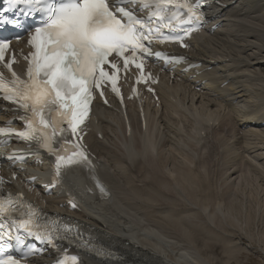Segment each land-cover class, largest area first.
<instances>
[{
	"label": "bare ground",
	"instance_id": "1",
	"mask_svg": "<svg viewBox=\"0 0 264 264\" xmlns=\"http://www.w3.org/2000/svg\"><path fill=\"white\" fill-rule=\"evenodd\" d=\"M218 2L213 11L217 14L220 25L212 35L198 36L193 41L190 51L191 59L197 58L196 61L203 64L195 72H205L206 77L194 80L193 78L196 77L187 76L183 81L178 77L163 75L161 83L157 84L156 96L143 98L141 109L134 101H127V117L121 113L117 105L104 109L105 116L99 112L102 110L99 107L98 114L92 117V122L95 123L97 120L98 124H101L100 133L103 138L101 139L97 134L92 135L91 125L87 130L86 140L89 148L87 152L92 157L93 169L113 190L110 198L98 197L89 185L90 174L82 175L76 170H69L63 174L61 186L56 192L58 194L48 201L37 191L32 192L26 188L28 196L44 208L46 214L60 213L68 219H76L83 227L93 229L103 244L119 246L126 251L121 261L88 256L87 264H214L212 258L203 257L205 255L197 246L177 240L176 233L168 227L164 228L155 217L164 214L163 211L177 202L178 204L174 206L176 211L170 208L169 212L175 211L178 215L182 213V216L193 211L196 212H193L195 215H202L207 210L210 211L208 209L210 207L214 211L219 209L217 208L219 206L222 208V200L215 203L210 201L198 203L200 198L198 199L197 196H195L197 201L190 198L191 196L181 199L180 194L174 195L177 189L173 192V185L180 182L183 184L184 180L195 185L202 176L205 177L206 182H212L213 176L224 177L227 174L223 184L226 186V183H229L231 186L233 183L230 181L233 177L242 172L240 168L247 167L246 169L251 168L254 171L260 163L264 165V126L259 125L264 120V0H218ZM16 53H20L21 57H29V52L24 50L23 45L17 47ZM155 97L159 98L158 102L153 101ZM180 106L184 111L179 109ZM161 107L164 109L160 112ZM212 109L216 110L212 111ZM169 110H172L176 117L185 116L192 122L188 127L182 122V128L181 124L177 128L180 122L168 113ZM142 111L144 120L141 117ZM0 112L6 113L3 110ZM151 113L152 116H149ZM195 115L205 118L200 120ZM4 120V117H0V121ZM127 122L132 129L130 138L127 137L130 134ZM112 123L118 125L123 134H120ZM189 128L193 138L200 141L208 139L207 144L202 145L208 150L207 157L197 159L199 163L207 161L203 164L204 167L198 170L191 167V164L186 167L184 161L180 162L181 157L187 158V153L180 159L179 156L177 158L172 154L173 151H169L170 155L164 153L168 145L165 146L167 142L163 134L170 138L171 134L179 131L181 136ZM106 129L115 133L116 138L113 139ZM154 137L155 145L158 147L156 153L152 151L153 146L149 143ZM174 140L168 139V144L173 147L171 150L179 152L180 149L174 148ZM228 151H233L234 155H231L229 162L226 161L229 163L226 172L224 163L227 159H224V156ZM227 156L230 158L229 154ZM182 165L187 168L188 175L182 176L185 178L179 180L177 175L185 171ZM170 166L174 167L176 174L179 172L172 178L169 174H174L175 171H171L172 169L170 173L166 171ZM238 166L239 169L236 168ZM206 170L211 174L203 175ZM29 174L40 179L41 182L46 181L48 178L46 164L41 168L26 169L19 176L28 177ZM238 179L239 177L233 181L236 182ZM13 183L20 185L17 180H8V185ZM194 185L180 186L182 188L185 186L184 189L191 192L196 189ZM229 186L227 188H230ZM232 188L231 186V191ZM66 198L75 199L77 211L71 212L64 207ZM165 213L170 215L168 210ZM195 218V221L198 220ZM172 227L179 228L175 225Z\"/></svg>",
	"mask_w": 264,
	"mask_h": 264
},
{
	"label": "snow or ice",
	"instance_id": "2",
	"mask_svg": "<svg viewBox=\"0 0 264 264\" xmlns=\"http://www.w3.org/2000/svg\"><path fill=\"white\" fill-rule=\"evenodd\" d=\"M205 2L113 0L110 6L107 0H7L8 7L0 9V24L21 26L19 20L4 16L16 5H24L21 10L25 16L40 14L41 20L29 39L33 52L29 58L27 79L21 80L13 72L10 86L0 77V98L15 104L16 111L22 109L27 114L22 118L25 130L13 133L0 127V135H15L25 141H35L53 155V183H59L62 168L90 164L79 143L82 137L78 133L90 112L93 87L100 90L103 96L102 85L108 82L112 91L119 94L117 83L120 68L115 59L110 58L122 59L125 70L129 65H134L141 72L148 56L163 57L166 61L183 59L153 52L151 44L159 40L187 47L183 42L184 37L197 28L180 29L184 31V36L174 33L179 26L202 23L204 14L200 11V5ZM134 5H139V9H135ZM144 10H148L147 16L139 17L138 11ZM7 48L8 42H0V60H3ZM141 81H144L143 76L137 82ZM67 131L71 132L72 140L64 135ZM58 137L63 139L62 144ZM97 186L102 192L105 191L99 183ZM12 204L11 197L0 199V253H4L0 264H18L15 257L6 254V249L11 246L10 241L22 243L19 234L12 235L14 230L17 233L23 230L52 247H57V240L67 239L47 226L41 230L39 214L34 210H30L26 218L18 221L11 219ZM73 207L76 205L73 204ZM33 251L29 249V252ZM28 254H24L25 258ZM71 261L72 264H79L76 256L71 257ZM57 264H66V261L58 260Z\"/></svg>",
	"mask_w": 264,
	"mask_h": 264
},
{
	"label": "rangeland",
	"instance_id": "3",
	"mask_svg": "<svg viewBox=\"0 0 264 264\" xmlns=\"http://www.w3.org/2000/svg\"><path fill=\"white\" fill-rule=\"evenodd\" d=\"M215 110L216 109H212V111H215ZM168 113L171 114L173 117H175L180 122V123H178L177 128L180 124H181L180 127L182 128V122L185 123V125L187 127L192 122V120L187 119L185 116L176 117L174 115L175 113L172 111H168ZM195 116H197L200 120L205 118V116H199V115H195ZM179 133L180 132L178 131L176 134H171L170 138L166 137L165 134H163V137L166 139V142H167L165 144V146L168 145V147L166 149H164V153L166 155H170V153L173 151L172 154L177 158L179 156V159L183 154L186 155V153H187V158L181 157V160H180V162L184 161V163H186V167L189 166V164H191V167L195 168L196 170L204 167L203 164L207 160L199 163L197 161V159L207 157V155H208L207 151L208 150L206 147H202V145H204V144L206 145L208 142V139H202L200 141V140L193 138L191 136V128H189L186 133L183 132V135H181V136H179L180 135ZM155 137L157 138V136H155ZM155 137H154V139L151 138L149 140V143L153 146L152 150L156 153L158 147L155 145V142H156ZM213 137L215 138V135ZM171 138L175 139L174 140V143H175L174 148L180 149L179 152L175 151L174 149L171 150L173 147L170 144H168V141H167L168 139L170 140ZM169 151H171V152H169ZM175 152H176V154H175ZM227 154L230 155V158H228L229 156H227ZM231 155L232 156L234 155L233 151L232 152L228 151L224 156V159H227V160H225V163H224V167H225L224 171H226V172H227V167L229 165L228 162L232 158ZM226 161H228V162H226ZM260 164L258 166L259 168L258 167L254 168L256 171L255 170L252 171L251 168L246 169L247 167L240 168V171H242V172H239L238 174H236L233 177V180L237 179L238 177H239V179L236 180V182H234L233 180L230 181L233 183V185H231L233 187L232 191L230 189L231 186H229V183H226V186H225V184H223V183H225V180L227 179V176H228L226 173H225L226 175H224V177L213 176L212 182L207 181L209 183H207L205 180V177L202 176V178L199 180V182H196L195 185L191 184L189 181L185 182V180L183 181V184L180 182L177 185H173L174 187H172V191L173 192L176 191L177 193L179 191L178 194L175 192L174 195L176 194V196H177L180 194L181 196H179V198H181V199L182 198H189L191 196L190 198H194L197 201L200 198L198 203L199 202L200 203H203V202L206 203L209 201L215 203V201H221L222 200L221 201L223 203L222 208H221V206H219V207H217L219 209L216 208L217 210H215V211L212 209L213 210L212 211L211 207H210V208H208L210 211L207 210L205 212V214L202 213V215L201 214L195 215V213H196L195 211H193L195 213H193V212H191V213L188 212L186 214L183 213L186 215V216L183 215L184 216L183 217L182 213H180V215H178L175 212L176 209L174 206H176L178 204V202L176 201L177 203L173 204L172 206H170L169 208H167L165 211L162 212L164 214H158L155 217V220L157 222L161 223L162 226H164V228L168 227V229H171L174 233H176V239L177 240H180L181 242H184V243H191L195 247L197 246L198 250L205 255L203 257L204 258L206 257L207 259L212 258L214 260L213 261L214 264H264V170H262V169H264V167H263L264 165L262 163H260ZM182 167H183V165H182ZM236 168L239 169V166ZM170 169H172L171 171H173V170L175 171L174 167L172 168V166L167 167L166 171H168L170 173ZM183 169H185V171L180 172L179 175H177L179 172H177V174H176V171H175L174 174L171 173V174H169V176H171V178H172L173 175H177V176H179V180H180V178L184 179L185 177H182V176H184V175L187 176L188 173H186L187 168L183 167ZM202 170L204 171L205 169L203 168ZM250 172H252V173L249 174ZM204 173L205 174H203V175H208V173H209V175L211 174L210 172H208V170H206ZM261 173H263V175ZM242 175H245V176L243 177ZM245 177H247V178H245ZM221 178H222V180L220 181ZM214 179H216V180H214ZM248 179H249V181H248ZM219 182H220V184H219ZM186 183H190V184H186ZM213 184H215V185H213ZM227 184L230 188H227L228 187ZM180 185H182V186L183 185H190V186L194 185L195 186L194 188H196L194 190L196 192L195 191L190 192V191L184 189L185 186L182 188V186H180ZM207 186L210 187L211 193L209 191V187L207 189ZM214 186H216V187H214ZM222 186L225 190H228L231 194L228 191L225 192V190L222 189ZM213 187H214V189H213ZM174 189H177V190L174 191ZM212 190H214L213 193H212ZM233 190H235V191H233ZM187 191L190 194L189 196L187 195ZM200 191L202 194L200 193ZM226 193H228L229 195L227 194L226 196H223ZM213 194H214V196H213ZM195 196H197L198 199ZM117 197H118V195H117ZM170 208H171V210L172 209L175 210V211H172L173 213H175V215H173V213L169 212V211H171V210H169ZM187 209H189V208H187ZM200 209H202V208H200ZM167 210H168V213H170V215L165 213V212H167ZM183 212H185V211H183ZM208 214H209V216H207ZM193 216H194V218L196 217L195 219H198V220L195 221ZM174 217L178 218L177 221H176V218H174ZM185 218L186 219L188 218V219L185 220ZM219 218H220V220H219ZM179 219H181V221H183V222L178 221ZM164 220H165V222H164ZM172 220H174V222ZM190 220H191V222H190ZM184 221H188V222H184ZM199 221H201V222H199ZM194 222H196V223H194ZM172 223H174V224H172ZM172 225L173 226L175 225L179 228H177V229H176V227L171 228ZM182 225H183V227H182L183 229L181 228ZM196 227H198V228L196 229ZM173 228H175L176 230H174ZM189 229H190V231H189ZM192 230H194V231H192ZM198 230H201V231H198ZM209 230H210V232H209ZM179 231H180V233H179ZM228 232H229V234H228ZM187 233H189V235ZM191 233H192V236H191ZM213 233H215V234H213ZM192 237H193L194 241L196 240V242H194V241L192 242ZM215 237H217V238H215ZM184 238L185 239L187 238V240H185ZM199 244H200V246H199ZM203 245H204V247H203ZM208 246H210V247L208 248ZM211 249L213 252L210 251ZM204 251L208 254L204 253Z\"/></svg>",
	"mask_w": 264,
	"mask_h": 264
}]
</instances>
